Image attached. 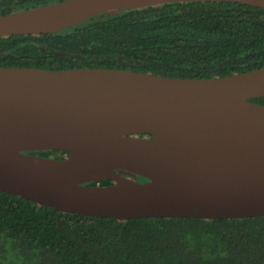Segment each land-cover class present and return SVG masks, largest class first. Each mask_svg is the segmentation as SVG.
<instances>
[{
  "label": "water",
  "instance_id": "obj_1",
  "mask_svg": "<svg viewBox=\"0 0 264 264\" xmlns=\"http://www.w3.org/2000/svg\"><path fill=\"white\" fill-rule=\"evenodd\" d=\"M179 2L264 9V0H63L0 15V37ZM263 97L264 68L210 79L0 68V192L119 222L264 216V105L252 102ZM47 151L67 157L30 154Z\"/></svg>",
  "mask_w": 264,
  "mask_h": 264
},
{
  "label": "trees",
  "instance_id": "obj_2",
  "mask_svg": "<svg viewBox=\"0 0 264 264\" xmlns=\"http://www.w3.org/2000/svg\"><path fill=\"white\" fill-rule=\"evenodd\" d=\"M60 1L0 0V15ZM0 68L118 69L190 79L247 73L264 68V9L179 2L103 13L53 34L0 37ZM252 102L264 105V97ZM0 264H264V216L119 222L0 192Z\"/></svg>",
  "mask_w": 264,
  "mask_h": 264
},
{
  "label": "flooded vegetation",
  "instance_id": "obj_3",
  "mask_svg": "<svg viewBox=\"0 0 264 264\" xmlns=\"http://www.w3.org/2000/svg\"><path fill=\"white\" fill-rule=\"evenodd\" d=\"M66 157H67V155L63 154L62 152H57V151H56V153L49 155V158H54V159H65ZM122 175H124L126 177L134 178V176H131L129 174H122ZM134 179H136V178H134Z\"/></svg>",
  "mask_w": 264,
  "mask_h": 264
}]
</instances>
